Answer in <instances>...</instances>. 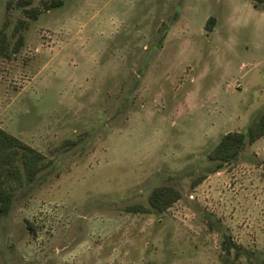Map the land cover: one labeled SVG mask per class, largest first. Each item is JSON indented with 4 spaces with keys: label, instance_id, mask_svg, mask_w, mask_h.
I'll list each match as a JSON object with an SVG mask.
<instances>
[{
    "label": "rangeland",
    "instance_id": "obj_1",
    "mask_svg": "<svg viewBox=\"0 0 264 264\" xmlns=\"http://www.w3.org/2000/svg\"><path fill=\"white\" fill-rule=\"evenodd\" d=\"M9 1L0 128L49 164L0 211V264H264V141L194 186L221 137L264 112V10L251 0H31V20ZM50 1L61 5L46 10ZM160 185L181 195L167 211H125L147 207ZM209 221L244 252L226 253Z\"/></svg>",
    "mask_w": 264,
    "mask_h": 264
},
{
    "label": "trees",
    "instance_id": "obj_2",
    "mask_svg": "<svg viewBox=\"0 0 264 264\" xmlns=\"http://www.w3.org/2000/svg\"><path fill=\"white\" fill-rule=\"evenodd\" d=\"M251 1L255 4L256 9L264 10V0ZM30 4L31 0L9 1L6 9L10 10L13 7L20 9L26 19L36 20L39 11L36 8H27ZM59 5H61L60 1H50L48 5H45V9L49 10ZM214 21L213 17L207 20L206 30H213ZM25 25L24 20H18L15 25L14 33L18 35V38L12 49L13 53H17L22 46L23 37L18 33L24 29ZM3 30L4 28L0 30V54L9 57L11 53L7 52V37ZM262 137H264V112L247 127L245 132H231L221 137L218 144L207 154V159L215 162V166L201 178H198L194 186L202 182L208 175L214 174L226 165L235 162L245 146L253 145ZM67 143L70 145L76 144L71 141ZM48 164L40 152L0 128V211L2 215L9 213L15 192L24 186L33 184L38 174L48 167ZM257 166L261 167L262 176L264 177V162H258ZM180 198L181 195L178 190L170 186L160 185L155 187L149 194L147 207L136 204L127 207L125 211L133 214H162ZM210 218L211 216H208V219ZM215 225L219 227L217 232L222 233L221 244L226 253H230L231 249L236 251L237 256L239 253L244 252L242 247L232 244L229 235L216 222L209 221L208 223L210 230H213ZM28 226L29 229H32L30 224Z\"/></svg>",
    "mask_w": 264,
    "mask_h": 264
},
{
    "label": "crops",
    "instance_id": "obj_3",
    "mask_svg": "<svg viewBox=\"0 0 264 264\" xmlns=\"http://www.w3.org/2000/svg\"><path fill=\"white\" fill-rule=\"evenodd\" d=\"M259 141H264V137H262L261 139H259L257 142H255L254 144L256 145Z\"/></svg>",
    "mask_w": 264,
    "mask_h": 264
}]
</instances>
